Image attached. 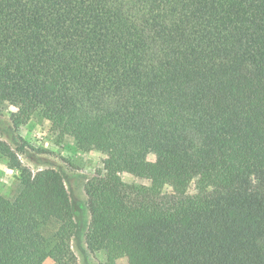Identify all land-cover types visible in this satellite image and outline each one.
<instances>
[{
  "label": "trees",
  "instance_id": "trees-1",
  "mask_svg": "<svg viewBox=\"0 0 264 264\" xmlns=\"http://www.w3.org/2000/svg\"><path fill=\"white\" fill-rule=\"evenodd\" d=\"M3 103L14 128L39 113L105 156L82 237L106 264H264V0H0ZM0 155L19 179L0 264H68L62 175L1 139Z\"/></svg>",
  "mask_w": 264,
  "mask_h": 264
},
{
  "label": "rangeland",
  "instance_id": "rangeland-1",
  "mask_svg": "<svg viewBox=\"0 0 264 264\" xmlns=\"http://www.w3.org/2000/svg\"><path fill=\"white\" fill-rule=\"evenodd\" d=\"M16 111L15 106L3 103L0 106V139L17 151L21 163L32 172L45 168L58 171L64 180L69 193L71 211L76 224V236L71 239L70 249L73 258L68 264H106L104 251L89 253L85 250L83 234L88 226L89 213L86 207L84 184L95 176L102 168L104 155L98 151L79 152L70 136L61 135L59 131L39 113L30 120L14 128L10 116ZM148 161H154V155H147ZM121 180L128 185L148 187L150 182L146 177H134L127 172L120 173ZM19 188L18 171L7 165L6 159L0 155V194L12 198ZM203 192L197 179H193L186 193L196 195ZM162 194L171 193L169 187L161 189ZM51 241V231L46 233ZM42 264H57L47 258ZM115 264H127L125 258H119Z\"/></svg>",
  "mask_w": 264,
  "mask_h": 264
},
{
  "label": "crops",
  "instance_id": "crops-1",
  "mask_svg": "<svg viewBox=\"0 0 264 264\" xmlns=\"http://www.w3.org/2000/svg\"><path fill=\"white\" fill-rule=\"evenodd\" d=\"M126 259V258H125Z\"/></svg>",
  "mask_w": 264,
  "mask_h": 264
}]
</instances>
